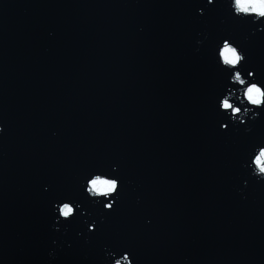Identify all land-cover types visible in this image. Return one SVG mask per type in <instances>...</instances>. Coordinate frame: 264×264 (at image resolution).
Masks as SVG:
<instances>
[{"label":"water","instance_id":"obj_1","mask_svg":"<svg viewBox=\"0 0 264 264\" xmlns=\"http://www.w3.org/2000/svg\"><path fill=\"white\" fill-rule=\"evenodd\" d=\"M227 4L0 0V264H180ZM112 165L104 210L81 181ZM67 198L92 232L78 213L53 230Z\"/></svg>","mask_w":264,"mask_h":264},{"label":"clouds","instance_id":"obj_2","mask_svg":"<svg viewBox=\"0 0 264 264\" xmlns=\"http://www.w3.org/2000/svg\"><path fill=\"white\" fill-rule=\"evenodd\" d=\"M213 3L214 0H207V4ZM229 7L234 17L245 19L249 24L257 26L256 29L252 30V34L264 30V19H262L264 18V0H230ZM196 13L197 15L204 14L201 8H197ZM244 39L247 40L248 37L245 36ZM196 43L199 45L202 41L197 40ZM241 49L243 48L237 41L230 43L228 40H221L214 48V59L218 67L224 69L223 74L227 78L225 93L219 97L218 108L227 114L229 123L244 125L246 120H256L259 118L261 111H264V81L258 80L253 71H247L246 76L242 75L239 66L246 60V55ZM232 85L236 87L232 88ZM242 107L243 111H241ZM226 125V123H220V129L223 131ZM3 131V125H0V133ZM251 131V126L244 128L245 133ZM243 166L249 170L248 175L250 177H255L257 182L264 181V140H259L251 146ZM116 171L117 166L112 165L111 172L106 169H99L89 173L81 181L84 193L93 204L102 203L101 197L107 201L106 204L103 203L104 210L111 208L119 199L116 195L119 189V180L118 177L113 175ZM244 185H247V180L244 181ZM45 190L47 191V187H45ZM112 197H115V199H112ZM52 211L54 231H59L61 222L68 221L70 217L73 218L77 213L80 217H85L81 223L87 224L88 232H92L97 224L95 219H92L89 223L92 214L88 213L81 203L76 201L69 202L68 199H64L62 202H53ZM101 222H103V217H101ZM80 235L81 233L77 232V236ZM52 243L56 244V241L53 240ZM48 256L55 259V251L50 250ZM129 257L130 252L128 251H123L122 254L117 255V252L111 251L107 247L104 250L105 264H108L109 260L110 264H133Z\"/></svg>","mask_w":264,"mask_h":264},{"label":"snow or ice","instance_id":"obj_3","mask_svg":"<svg viewBox=\"0 0 264 264\" xmlns=\"http://www.w3.org/2000/svg\"><path fill=\"white\" fill-rule=\"evenodd\" d=\"M223 40H228L230 43L233 42V41L230 40V37H225ZM241 51H243V49H241ZM222 70L224 71V69H222ZM227 128H228V125L225 126V129H224V130L226 131ZM118 190H119V189H118ZM67 199L69 200V202H73V201H75V200L72 199V198H67ZM104 203L106 204L107 202H104ZM113 207H114V205H112L111 208H109L108 210H111ZM70 219H72V217H70L69 220H70ZM95 227H96V226H95ZM94 229H95V228H94Z\"/></svg>","mask_w":264,"mask_h":264}]
</instances>
